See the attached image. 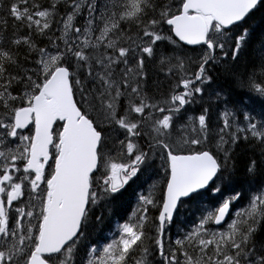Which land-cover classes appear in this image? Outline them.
Segmentation results:
<instances>
[{
    "label": "snow or ice",
    "instance_id": "1",
    "mask_svg": "<svg viewBox=\"0 0 264 264\" xmlns=\"http://www.w3.org/2000/svg\"><path fill=\"white\" fill-rule=\"evenodd\" d=\"M0 264H264V0H0Z\"/></svg>",
    "mask_w": 264,
    "mask_h": 264
},
{
    "label": "trees",
    "instance_id": "2",
    "mask_svg": "<svg viewBox=\"0 0 264 264\" xmlns=\"http://www.w3.org/2000/svg\"><path fill=\"white\" fill-rule=\"evenodd\" d=\"M245 149H244V147L242 146L241 147V151L243 152ZM132 207H133V202H132ZM128 212L129 213V209H128V207H127V205H125L123 208H121V207H117V209H116V216H114V217H112L111 219H106L105 220V224H104V226H103V228H104V231H103V233H101L102 235H104L105 233H107L108 232V226L109 225H111V226H113V223H114V221L115 220H120V217L121 216H123L124 215V213L125 212ZM96 235H97V233L96 232H93L92 234H91V236H90V239H94V238H96Z\"/></svg>",
    "mask_w": 264,
    "mask_h": 264
},
{
    "label": "rangeland",
    "instance_id": "3",
    "mask_svg": "<svg viewBox=\"0 0 264 264\" xmlns=\"http://www.w3.org/2000/svg\"><path fill=\"white\" fill-rule=\"evenodd\" d=\"M116 224L114 225V228H115ZM188 227H192V225H188ZM111 233H109L107 236L110 237Z\"/></svg>",
    "mask_w": 264,
    "mask_h": 264
},
{
    "label": "bare ground",
    "instance_id": "4",
    "mask_svg": "<svg viewBox=\"0 0 264 264\" xmlns=\"http://www.w3.org/2000/svg\"><path fill=\"white\" fill-rule=\"evenodd\" d=\"M95 239V238H94Z\"/></svg>",
    "mask_w": 264,
    "mask_h": 264
}]
</instances>
